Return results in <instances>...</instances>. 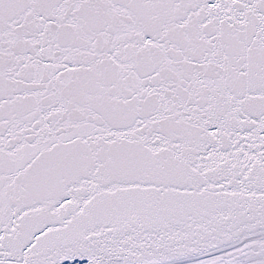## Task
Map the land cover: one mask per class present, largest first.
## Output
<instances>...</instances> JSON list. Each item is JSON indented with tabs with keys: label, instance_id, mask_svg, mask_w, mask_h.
<instances>
[{
	"label": "snow or ice",
	"instance_id": "snow-or-ice-1",
	"mask_svg": "<svg viewBox=\"0 0 264 264\" xmlns=\"http://www.w3.org/2000/svg\"><path fill=\"white\" fill-rule=\"evenodd\" d=\"M0 264H264V0H0Z\"/></svg>",
	"mask_w": 264,
	"mask_h": 264
}]
</instances>
